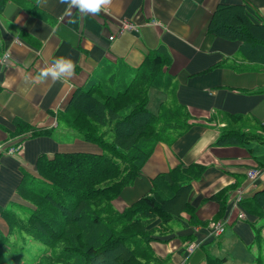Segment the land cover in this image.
I'll use <instances>...</instances> for the list:
<instances>
[{
	"label": "crops",
	"instance_id": "crops-1",
	"mask_svg": "<svg viewBox=\"0 0 264 264\" xmlns=\"http://www.w3.org/2000/svg\"><path fill=\"white\" fill-rule=\"evenodd\" d=\"M221 2L242 4L251 18L264 19V0H112L107 10L96 15L81 14L60 0L6 1L0 11V146L5 150L19 146L13 153L0 152V231L4 235L8 223L1 211L28 206L19 188L26 177L39 175L41 155L101 151L64 125L61 115L73 92L113 69L132 72L148 52L162 44L172 58L167 74L173 96L187 110L191 126L170 143H156L142 171L112 201L113 206L123 210L150 191L157 174L178 164L203 165L201 177L192 181L189 200L202 222L223 221L224 231L216 236L207 223L191 225L188 214L182 213L173 221V230L157 236L150 245L167 258L165 264H207L210 256L224 258L223 264L229 257H234V264L242 260L237 243L242 250L254 247L252 225L257 219L245 211V218L237 219L239 208L234 200L238 190L247 197L264 187V168L257 178L249 179L247 171L257 162L248 151L215 141L227 123L223 119L226 113L244 117L247 130H256L255 121L264 124V71L237 70L241 41L207 32ZM125 18L137 27L118 33L120 20ZM153 19L159 24L154 25ZM6 50L13 65L2 63ZM60 56L73 60V75L57 81L38 80L40 69ZM169 91L153 93L154 111L169 97ZM17 120L31 130L49 132L32 137L18 133ZM225 188L226 207L217 217L220 203L214 196ZM192 241L196 247L188 252L186 247ZM252 250L258 253V248Z\"/></svg>",
	"mask_w": 264,
	"mask_h": 264
},
{
	"label": "trees",
	"instance_id": "trees-1",
	"mask_svg": "<svg viewBox=\"0 0 264 264\" xmlns=\"http://www.w3.org/2000/svg\"><path fill=\"white\" fill-rule=\"evenodd\" d=\"M6 1L0 0V11ZM207 32L241 41L237 70L264 71V20L251 18L244 5L218 3ZM171 59L168 49L158 45L132 72L113 69L73 92L61 115L64 125L101 151L39 157V175L26 177L19 188L33 207L1 211L8 232L0 231V264H165L167 258L150 245L154 238L172 231L173 221L182 213L188 214L191 225H208L197 217L189 200L192 181L205 169L198 163L178 164L157 174L150 191L121 211L112 203L124 187L133 184L158 141L170 143L191 126L187 110L176 103L170 87ZM150 89L170 90L156 111L149 108ZM223 117L229 122L215 143L244 147L257 162L256 168L263 169L264 124L255 121L257 128L251 131L243 127L244 117L227 113ZM16 127L30 137L49 132L31 130L21 120ZM225 192L226 188L214 196L220 203L217 217L226 207ZM240 207L260 221L252 225L253 244L258 248L253 263L264 264L260 232L264 187L243 197ZM31 244L36 245L35 253ZM224 260L210 256L207 264Z\"/></svg>",
	"mask_w": 264,
	"mask_h": 264
},
{
	"label": "clouds",
	"instance_id": "clouds-1",
	"mask_svg": "<svg viewBox=\"0 0 264 264\" xmlns=\"http://www.w3.org/2000/svg\"><path fill=\"white\" fill-rule=\"evenodd\" d=\"M69 8L76 7L81 14H99L102 10H107L112 0H60ZM75 70V64L70 57L60 56L50 64H46L39 71L38 80L51 79L53 81L71 77ZM27 78V77H26Z\"/></svg>",
	"mask_w": 264,
	"mask_h": 264
},
{
	"label": "built area",
	"instance_id": "built-area-1",
	"mask_svg": "<svg viewBox=\"0 0 264 264\" xmlns=\"http://www.w3.org/2000/svg\"><path fill=\"white\" fill-rule=\"evenodd\" d=\"M262 19V18H261ZM264 20V19H262ZM154 25H158L159 22L156 21V20H152L151 21ZM136 24L131 22L130 20L128 19H121L120 20V27H119V30H118V33H122L124 31H127V30H135L136 29ZM115 35H111L109 36L110 39L114 38ZM2 63L4 65H13L14 64V61H13V58L11 57V54L8 50H6L2 56ZM19 146V144L17 145V147ZM17 147H10V148H7V150H5L4 148H1L0 146V152L2 150H5L6 152H15V150L17 149ZM260 169L256 168V167H253V168H250L248 169L247 171V177L249 179H255L257 178V176L259 175L260 173ZM244 197L242 191L238 190L237 191V195H236V198L234 200V205L235 207L239 208V211H238V215H237V219H243L245 218V212L244 210H242L239 206L240 204V200ZM208 226L209 228L211 229V232L214 234V235H220L223 231H224V222L223 221H220V220H210V222L208 223ZM196 247V242L192 241V242H189L186 249L188 252H192Z\"/></svg>",
	"mask_w": 264,
	"mask_h": 264
},
{
	"label": "rangeland",
	"instance_id": "rangeland-1",
	"mask_svg": "<svg viewBox=\"0 0 264 264\" xmlns=\"http://www.w3.org/2000/svg\"><path fill=\"white\" fill-rule=\"evenodd\" d=\"M158 90H155V89H151L150 90V96H151V100H150V103H149V108L150 109H153L154 107H155V104H154V102H153V93L154 92H157ZM227 122H229L228 120H227ZM231 123H233V122H231ZM37 129H40V128H37ZM31 133V132H30ZM28 202V201H27ZM28 204V206H31V207H33V205H31L29 202L27 203ZM239 206H240V204H239ZM242 209V208H241ZM243 210V209H242ZM264 222V220L263 221H261V224ZM256 223H260V221H259V219H258V222H256ZM261 235H262V237H263V240H264V225H263V227L261 228ZM32 245L34 246V247H32ZM254 247L255 248H257L255 245H254ZM254 247L252 248V249H254ZM30 248H31V251L33 252V253H35V251H36V245L35 244H31V246H30ZM242 247H241V243H237V249H238V251H239V257H242V260H240L237 264H251V262H252V258L254 257V255H255V253H256V250H252V249H249V248H243L244 250H242L241 249ZM238 261V260H237ZM224 262V261H223ZM235 263V261H234V257L233 258H228L227 260H226V262L224 263V264H234ZM223 264V263H222ZM254 264V263H253Z\"/></svg>",
	"mask_w": 264,
	"mask_h": 264
}]
</instances>
